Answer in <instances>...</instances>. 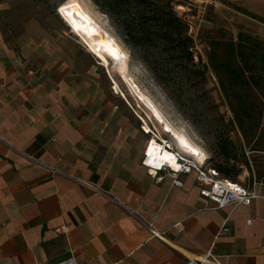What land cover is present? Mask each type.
I'll return each mask as SVG.
<instances>
[{"label":"crops","instance_id":"1","mask_svg":"<svg viewBox=\"0 0 264 264\" xmlns=\"http://www.w3.org/2000/svg\"><path fill=\"white\" fill-rule=\"evenodd\" d=\"M220 1L264 38V0ZM71 33L0 0V264H186L209 248L212 264H264V198L214 209L193 170L181 187L149 174L137 100L126 84L129 99L112 90L98 52Z\"/></svg>","mask_w":264,"mask_h":264},{"label":"rangeland","instance_id":"2","mask_svg":"<svg viewBox=\"0 0 264 264\" xmlns=\"http://www.w3.org/2000/svg\"><path fill=\"white\" fill-rule=\"evenodd\" d=\"M9 1H18V14L21 17L39 15L42 20H54L58 29L62 27L71 31V34L81 40L57 12L65 0ZM86 1L91 9L99 13L105 26H108L123 49L127 71L134 84L156 102L172 124L181 127L184 134L203 149L210 165L215 167V164L225 162L224 154L231 152L233 157L230 163L234 162L239 168V173L232 176V180L247 183L251 175L248 160L252 162L254 172H264V165L261 163L264 151V84L260 82L242 87L228 80L224 74L225 55L230 49L231 41L234 42L233 48L243 49L245 54L254 52L250 49L252 43L259 46L261 51L264 50V44L260 43L264 42V38L256 34L255 21L240 20V15L220 0ZM169 9L187 24L186 32L193 42L192 60L185 59L177 52L175 43H163L162 33L156 23L148 27V36L151 38L149 41L152 38L155 41L148 48L146 64L141 58L142 50L126 41L120 22L149 20L153 11L165 13ZM240 34L241 39L238 40ZM250 37L260 42L255 39L253 42ZM86 39L104 57L110 77L124 97L129 99L131 96L127 93L125 83L112 68L116 62L115 56L101 42L87 36ZM81 42L84 43L82 40ZM253 54L249 62L248 57L247 60L236 57V63L230 62L229 68L241 66L244 70L251 67L256 72L264 71V57L260 52ZM132 103L135 111L144 116L138 102L132 100ZM242 107L248 108L249 113L259 122L252 140L243 139L242 131L236 123V113ZM149 119L160 130L154 120Z\"/></svg>","mask_w":264,"mask_h":264},{"label":"built area","instance_id":"3","mask_svg":"<svg viewBox=\"0 0 264 264\" xmlns=\"http://www.w3.org/2000/svg\"><path fill=\"white\" fill-rule=\"evenodd\" d=\"M108 73V71L106 70ZM109 74V73H108ZM110 76V75H109ZM111 88L115 93L124 97L123 93L117 88V84L111 78ZM129 105V103H128ZM136 113V111H134ZM137 114V113H136ZM146 115V114H145ZM137 115L141 128L144 132L150 134V138L144 150V157L142 164L146 167L149 174L155 176L157 172L167 173L172 178V185L181 187L182 180L179 174L194 171L196 174V181L201 196L207 198L213 203L212 208L219 209L224 207L234 208L240 204H249L255 198H264V195L259 193L257 187L264 186V172L256 175L252 172L249 182L244 184L241 181L232 180L229 177L223 176L219 171L208 163V157L205 156L203 160H199L196 156L187 154L178 148L173 140L169 138L161 129L159 130L148 118V116ZM167 153L170 159H173L175 165H171L163 158L164 153ZM263 159L261 163L264 165V151L262 152ZM251 167V161L248 160ZM52 174L65 175L61 170L55 169L51 166H46ZM80 184L88 189L100 192L98 185L77 180ZM235 185V187H233ZM118 204V200H115ZM121 205V204H120ZM247 224H251V220H247ZM152 237L163 240L165 233L156 230L152 223L146 222ZM177 231L182 229L181 222H176L173 225ZM66 226L61 224L55 228L58 233H65ZM229 231L227 222L224 221L220 226L216 237L221 233ZM214 256L211 254L209 248L206 252L199 254L193 258L188 257L186 264H212ZM52 264H75L72 256H67L61 260L53 262Z\"/></svg>","mask_w":264,"mask_h":264},{"label":"trees","instance_id":"4","mask_svg":"<svg viewBox=\"0 0 264 264\" xmlns=\"http://www.w3.org/2000/svg\"><path fill=\"white\" fill-rule=\"evenodd\" d=\"M96 2H100L101 0H94ZM116 1V0H115ZM117 2V1H116ZM112 13V12H111ZM149 20H121L120 24L124 31V35L126 37V41L138 47L142 50L143 54L141 58L148 64V48L155 38H151L148 36V27L153 26L154 24H158V29L162 33V41L165 45L175 43L176 51L181 53L183 57L187 60H192V38L187 35V24L186 22L178 15L173 14V12L169 9L168 12L163 13L160 10H155L148 17ZM158 39V38H157ZM241 39V34L238 40ZM251 41L260 42L256 38H249ZM255 39V40H254ZM256 42V43H257ZM263 43L264 42H260ZM254 43L251 45V50L254 52H260V55L264 57V50L261 51L259 46H254ZM234 42L231 41L229 44L230 49L226 53L225 57V77L240 86H248L251 84H259L262 82L264 84V71L256 72L253 71L251 67H247L244 70L241 66L230 67V62H235V58L239 56V59L251 61V55H254V52L250 54H245L243 49L233 48ZM235 53V54H234ZM248 55V56H247ZM254 65V64H252ZM245 73H248L245 74ZM236 123L238 127L242 131V137L244 140H252L255 136V129L258 127L259 122L254 119V117L249 113V109L246 107H242L239 113H236ZM233 156L231 152L224 154V161L221 163L215 164V168L219 171V173L223 176L231 178L239 173L238 166L233 162L230 163V159Z\"/></svg>","mask_w":264,"mask_h":264},{"label":"bare ground","instance_id":"5","mask_svg":"<svg viewBox=\"0 0 264 264\" xmlns=\"http://www.w3.org/2000/svg\"><path fill=\"white\" fill-rule=\"evenodd\" d=\"M57 12L89 48L92 47L88 43L86 36L92 40L101 42L110 50L116 59L115 64L112 66L113 70L121 77L123 82L133 93L138 105L145 109L148 118L153 119L164 133L170 135L177 146L182 147L185 152L196 156L199 160H203L206 156L203 149L198 144L192 142V140L184 134L181 127L172 124V121L170 122L161 109L155 104L156 102L154 103L148 97V94L134 84L127 71L123 49L113 34L108 30V26H105V22L101 19L99 13L94 11L93 8L91 9L86 0H65L58 7ZM96 55L100 58L108 73H110L106 60L100 54L96 53ZM163 158L171 165H175L174 160L170 159L166 152Z\"/></svg>","mask_w":264,"mask_h":264},{"label":"water","instance_id":"6","mask_svg":"<svg viewBox=\"0 0 264 264\" xmlns=\"http://www.w3.org/2000/svg\"><path fill=\"white\" fill-rule=\"evenodd\" d=\"M167 136H169L167 133H165ZM181 150H183V148L181 149ZM184 151V150H183ZM185 152V151H184ZM185 153H187V154H189L188 152H185Z\"/></svg>","mask_w":264,"mask_h":264},{"label":"snow or ice","instance_id":"7","mask_svg":"<svg viewBox=\"0 0 264 264\" xmlns=\"http://www.w3.org/2000/svg\"><path fill=\"white\" fill-rule=\"evenodd\" d=\"M61 11H63V10H61ZM233 187H235V185H233Z\"/></svg>","mask_w":264,"mask_h":264}]
</instances>
